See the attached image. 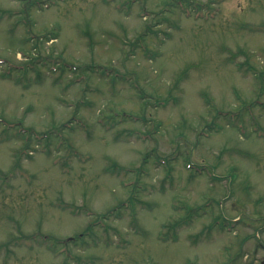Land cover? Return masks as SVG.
<instances>
[{
	"label": "rangeland",
	"instance_id": "obj_1",
	"mask_svg": "<svg viewBox=\"0 0 264 264\" xmlns=\"http://www.w3.org/2000/svg\"><path fill=\"white\" fill-rule=\"evenodd\" d=\"M263 76L264 0H0V264H261Z\"/></svg>",
	"mask_w": 264,
	"mask_h": 264
},
{
	"label": "trees",
	"instance_id": "obj_2",
	"mask_svg": "<svg viewBox=\"0 0 264 264\" xmlns=\"http://www.w3.org/2000/svg\"><path fill=\"white\" fill-rule=\"evenodd\" d=\"M261 74H262V72H261ZM263 75V74H262ZM264 77V76H263ZM166 101V100H165ZM260 102V101H259ZM165 103V102H164ZM255 103H257L258 104V99H257V101H255ZM260 103H262V104H264V102H260ZM166 104V103H165ZM250 108H251V106H250ZM250 110V109H249ZM214 125L215 124H213V125H211L210 127L212 128V127H214ZM215 128H216V126H215ZM134 197L133 196H130V200H131V202L132 201H134ZM115 208H117V207H115ZM115 208H114V210H115ZM113 210V209H112ZM112 210L110 211V212H112ZM113 210V211H114ZM193 212H197L196 211V209L195 210H190V212H189V214L184 218L183 217V219L181 218V220L179 219L178 221H176L175 223L173 222V223H171V224H169V228L170 229H174L175 231H176V229H177V227L178 226H181V225H183V224H186V223H188V221H189V219H191L192 218V214H193ZM166 238V237H165Z\"/></svg>",
	"mask_w": 264,
	"mask_h": 264
},
{
	"label": "water",
	"instance_id": "obj_3",
	"mask_svg": "<svg viewBox=\"0 0 264 264\" xmlns=\"http://www.w3.org/2000/svg\"><path fill=\"white\" fill-rule=\"evenodd\" d=\"M262 264H264V260L262 261Z\"/></svg>",
	"mask_w": 264,
	"mask_h": 264
}]
</instances>
